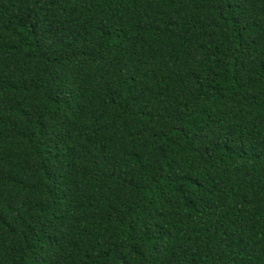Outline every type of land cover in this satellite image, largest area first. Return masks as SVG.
Segmentation results:
<instances>
[{
	"label": "trees",
	"instance_id": "obj_1",
	"mask_svg": "<svg viewBox=\"0 0 264 264\" xmlns=\"http://www.w3.org/2000/svg\"><path fill=\"white\" fill-rule=\"evenodd\" d=\"M0 264H264V0H0Z\"/></svg>",
	"mask_w": 264,
	"mask_h": 264
}]
</instances>
